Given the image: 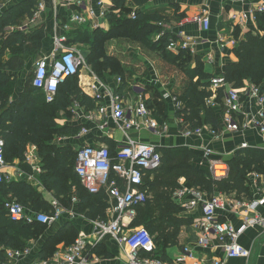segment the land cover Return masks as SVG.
<instances>
[{
  "label": "trees",
  "instance_id": "obj_1",
  "mask_svg": "<svg viewBox=\"0 0 264 264\" xmlns=\"http://www.w3.org/2000/svg\"><path fill=\"white\" fill-rule=\"evenodd\" d=\"M38 1L21 0L6 9L0 17V136L5 140V157L9 163H14L18 158L23 161L28 144L36 143L44 159V169L47 170L44 177L55 189V194L68 195V191L76 186L81 198V211L90 219H107V195L104 192L90 193L82 186L75 171L78 152L74 153L69 147L61 148L52 144L58 134L75 135L79 131L78 127L57 125L56 118L61 110L70 114L68 108L74 100L87 108L95 107L94 98L81 88L78 75L59 85L52 102L46 101L43 90L33 86L32 77L25 90L18 97H14L18 72L24 67L26 57L40 54L44 31L37 28L27 33L15 29L6 34V27H18L21 16L32 18ZM111 1L112 6L106 15L109 29L92 30L89 26L78 27L69 34V41H78L89 46L88 62L93 70L101 77H104L106 71L119 75L124 85L127 84V77L136 76V70L125 65L123 56L110 52V40L132 38L145 43L149 52L157 54L170 65V69L176 68L181 73L179 88L173 92L180 103L176 115L189 122L192 129L209 125L221 130L223 109L207 104V99L213 95V76L204 70L203 56L198 54L194 58L196 67L193 68V56L188 50L181 49L177 55L168 50L170 38L175 35L159 25V22H167L168 18L160 11L141 9L151 0ZM134 10L137 13L135 19L131 16ZM257 23L264 31V13L258 15ZM162 30H165L164 33L159 40H155L154 36ZM237 30L236 36L239 35ZM147 38L152 40L146 42ZM7 51L10 52L9 58H6ZM234 51L237 61L228 63L222 74L226 82L235 88H241L246 80H251L263 86L264 91V37L248 32ZM145 71L144 76H147ZM148 91L149 87L146 86L147 94ZM160 95L162 94L158 89L154 96L146 98V104L155 116L165 117L170 108L167 100L159 101ZM223 95V89H219L217 102H221ZM110 149L115 152L114 148ZM159 151L162 154L160 166L146 172L141 186L150 198L138 207L137 216L132 223V226L137 227L148 225V228H145L154 237V243L161 246V249L159 246L156 251L144 252L146 256L157 257L158 254L165 253L167 247L178 245L183 227L193 223V218L183 214L185 208L174 199V193L182 186V179H185L189 186L198 188L207 195L226 193L235 195L237 199L252 200L250 175L254 172H264V148H244L229 156L226 161L231 172L223 179H215L208 171L196 166L195 161L199 158V153L190 148L160 147ZM12 197H16L28 210H50V204L25 180L0 181V259L4 261L7 259V249L25 248L30 240L38 238L47 227L38 222L29 224L12 221L5 208L6 201L16 199ZM77 236L78 230L74 225H63L58 232L47 238L40 258L53 256L60 244L66 245L63 247L72 245Z\"/></svg>",
  "mask_w": 264,
  "mask_h": 264
},
{
  "label": "built area",
  "instance_id": "obj_2",
  "mask_svg": "<svg viewBox=\"0 0 264 264\" xmlns=\"http://www.w3.org/2000/svg\"><path fill=\"white\" fill-rule=\"evenodd\" d=\"M60 1L62 5L74 8V11L63 24L64 33L55 36L54 50L49 56L36 59L32 71V84L43 90L47 102L55 100L61 83L72 76L79 75L81 70L86 68V55L69 42L67 31L71 29V25L87 24L93 29L103 28L105 25L103 20L107 19V12L112 6V2L109 5L106 0H96L94 6L89 5L92 0ZM2 5L0 1V9ZM44 9L45 4L41 0L34 10V17L39 16ZM261 13H264V4L255 10L243 12L240 20L243 23L247 20L256 23ZM131 16L133 19L136 18L135 10ZM193 19L202 29L210 28L211 21L206 10L194 15ZM159 25L164 28L167 26L165 22H159ZM179 42L183 48L191 47L189 36L177 34L170 38L169 48H176ZM231 42L234 45L237 44L235 39ZM209 59H212L211 55ZM118 82L123 83L121 77L118 78ZM219 89H223L224 92L221 102L216 100ZM129 90L136 95L132 104L126 103L120 92L107 88L109 104L101 105L97 113L100 129L106 128L109 114H111L115 123L127 133L128 140L114 153L108 146L82 145L78 150L75 171L83 187L90 193L97 194L105 190L109 195V216L107 219L94 221V242H99L104 236L111 235L127 247L128 264H165L157 257L143 255L144 251L154 250V237L143 226L132 227L138 207L144 205L150 198V195L141 187L144 183V176L148 170H155L160 166L162 154L156 145L136 141L128 135V132L132 129L146 128L159 133L166 131L169 124L167 122L161 124L147 106L145 84L132 82ZM211 90L213 95L207 99V104L223 109L222 129L217 130L209 125L192 129L190 126L186 130L187 135H201L207 130L213 137L219 138L224 132H243L250 128L258 129L264 135V91L260 86L250 83L241 88H235L226 82L223 75H219L211 79ZM98 97H101V94ZM165 97L171 98L176 103V108L180 106L173 94H166ZM252 102H255L258 109L255 113L248 109ZM82 132H87V129L83 128ZM244 148H249L248 143L241 144L240 149ZM202 153L208 160L213 178L223 179L230 175L231 168L228 162L215 157L211 148H202ZM8 165L5 157V140L0 136V181L9 180L6 171ZM252 177L257 188H264V172H254ZM119 179L124 186L119 184ZM174 196L175 200L186 209L196 207L202 209V217L196 221L200 232L198 247L203 250L211 248V237L214 235L223 248L225 258H249L251 256V250L240 244L239 238L249 227L259 225L264 229V216L258 211L262 203L260 199L241 200L226 193L207 195L202 190L193 187H182ZM54 206V210L44 212L28 210L17 199L8 200L5 203L8 216L12 221L29 224L38 222L43 225L52 224L64 213L57 202H54ZM231 209H235L238 213L244 210L245 215L240 227H236L230 221L219 219L220 210ZM88 242L90 241H87L85 237H79L65 250L57 251L53 256L39 260L36 264H88L89 256L85 253ZM181 252L182 257L178 262L190 258L193 264H225V258H209L204 254L197 256L190 246L183 247ZM29 253L30 246L23 249H7L6 258L9 261L18 260Z\"/></svg>",
  "mask_w": 264,
  "mask_h": 264
},
{
  "label": "crops",
  "instance_id": "obj_3",
  "mask_svg": "<svg viewBox=\"0 0 264 264\" xmlns=\"http://www.w3.org/2000/svg\"><path fill=\"white\" fill-rule=\"evenodd\" d=\"M0 1L3 4L0 9V17L4 15L6 9L20 2H16V0H7V2L4 0ZM40 1L41 0H39L38 3ZM42 1L45 4V9L37 17H28V19L32 20V24H30V26L20 28L10 25L6 27V34L13 32L15 29L26 31L27 33L33 32L37 28L43 29L44 38L42 40L43 42L40 54L37 56L30 55L26 57V60L30 61V59L32 60L34 56L31 61L32 71L34 70V63L36 59L42 56H49L54 50L55 36L64 33V30L62 29L63 24L66 23V21L70 18L71 13L74 11V8L62 5L60 0ZM95 2L96 0H92L89 5L92 4L94 6ZM106 2L110 5L112 1L106 0ZM263 4L264 0H151L148 5L141 9L150 12L160 11L166 18H168L166 19L167 22H165L167 25L165 27L166 29L170 30L173 35L181 34L182 36L190 37L191 47L183 48L180 46L179 42L174 49L169 48L168 45L169 51L177 55L182 51L181 49L188 50L193 56L191 64L193 68L196 67V61L194 58L198 54H201L203 56L202 60L204 62V70L207 73L212 74L213 77H216L223 74L224 68L228 63L237 61V56L234 50L248 32L264 37V31L259 27L257 22L254 23L251 20H247L243 23L240 20V15L243 12L253 9L255 10ZM202 10L207 11L211 21V25L208 30L202 29L201 26L193 19V16ZM236 16L237 18H235ZM103 23L105 24L103 28L109 29V21L104 19ZM88 26L89 25L87 24H72L71 29L67 31V35L69 36L70 32L78 27ZM91 29L93 30V28ZM236 30L239 31L238 36L235 34ZM164 31L165 30H162L160 33L156 34L154 36L155 40H159ZM232 39L237 40V44L234 45L231 42ZM69 42L82 50L86 55L87 64L86 68L81 70V73L78 75L79 84L86 94L94 98L95 107L87 108V106H84L74 100L68 108L70 114H68L67 111L61 110L56 118L57 125L63 127H78L79 131L75 135L58 134L52 144L61 148L69 147L74 153L78 152L79 148L84 144H92L95 146L104 145L116 150L128 140V136L125 130L116 124L113 118H111V114H109L107 121L108 125L106 128L103 130L99 128V119L97 118L98 109L101 105L109 104L106 89L109 88L110 90L120 92L126 103L132 104L136 95L129 90V85L135 81L146 85V82L150 81V79L147 80L145 77H140L139 75L132 78L127 77V84L124 85V83L118 82V78L120 77L119 75H112L109 71H106L104 77H101L93 70L92 66L88 62L89 46L78 41ZM210 55L212 56V59H209ZM9 57L10 52L7 51L6 58ZM157 57L159 65L153 69L151 68L152 70H150V73L152 75V80L156 83L157 88L162 94L159 96V101L167 100L170 109L165 117H163L164 115L155 116V113H153L161 124L167 122L169 127L166 131H160L159 133L152 132L146 128L141 130L132 129L128 132V135L131 138L143 143L154 144L156 145L158 151L160 147L182 146L190 148L199 153V158L195 161V165L208 171L210 175L211 173L208 160L203 155L202 148H211L214 151V156L222 159L224 156H231L238 152L242 143H248L249 148H264V135L255 128H250L243 132L236 133L224 132L219 138L213 137L207 130L203 131L201 135H187L186 130L191 126L190 123L185 121L183 117L176 115V103L171 98L165 97L166 94L171 95L179 88L177 83H179V74L181 73L176 68L170 69V65H168L158 55ZM167 78L168 80L170 79L169 86L171 83H174L177 87H172L173 89L171 90H173V92H170L171 90L168 89ZM250 83L253 82L251 80L245 81V85ZM258 86H260L263 90V86ZM23 89L24 88H21L20 91L15 92L14 97H18ZM100 94L101 97H98ZM146 97L149 98V94H147ZM171 103L174 104V107H172L173 105ZM250 105L251 107L248 106L249 111L255 113L258 110L255 106V102H252V104L250 103ZM161 117L166 119H162ZM83 128L87 129V132L83 133ZM76 161L77 159L75 160V166ZM8 164L9 165L6 171L9 180L7 181L25 180L34 188V190H36L42 199L50 204L49 211H39L50 212L55 209L54 202H57V204L64 210V213L57 221L50 225H46L47 234L45 236L34 238L29 241L27 246H30V253L27 256L12 261L7 259L4 261L0 259V264L38 263L39 260H42V258H40V253L47 238L54 235L63 225L68 223L74 225L78 230L76 240L79 237H85L87 241H90L85 249V253H88L89 256L88 264H128V249L123 242L117 240L111 235H106L99 242H94V221L99 218L90 219L81 211V198L77 193L76 186H73L71 189L70 187L67 188L68 190L70 189L68 191V195L57 196L55 194V189L47 183L46 178L44 177L47 170L44 169V159L40 154V149L36 143L30 142L28 144L25 159L23 161L18 158L15 159L14 163L8 162ZM252 174L250 175L251 192L253 199L261 200L262 203L258 207V211L262 216H264V188H257ZM185 182V179L181 180V188L191 187ZM69 184L71 186V182ZM119 184H123L120 179ZM102 192L107 195L109 204V195L105 190ZM230 196L235 198V195L233 194ZM31 210L38 211L36 209ZM106 214L108 217V210ZM183 214L192 217L193 223L183 227L179 236L178 245L167 247L165 253L162 252L161 254H158L157 258L164 261L165 264H193V261L190 258H186L185 260L178 262V260L182 257V248L190 246L194 249L197 256H202V254H204L209 258L221 257L224 259L225 255L222 251L223 248L219 240L214 235L211 237V248L203 250L197 246L200 232L196 225V221L202 217V209L200 207L192 209L185 208V212ZM244 215V210L240 213L236 212L235 209L220 210L218 212L220 220L230 221L236 227H240L242 225ZM239 242L244 247L251 250V256L249 258H225V264H264L263 227L259 225L249 227L240 236ZM63 246L66 245L60 244L57 251L65 250L68 247Z\"/></svg>",
  "mask_w": 264,
  "mask_h": 264
},
{
  "label": "rangeland",
  "instance_id": "obj_4",
  "mask_svg": "<svg viewBox=\"0 0 264 264\" xmlns=\"http://www.w3.org/2000/svg\"><path fill=\"white\" fill-rule=\"evenodd\" d=\"M5 2H7V0H4ZM21 1V0H16V2ZM36 10V8L34 9ZM33 10V13H34ZM20 18V22H19V26L20 28H23L25 26H30V24H32V20L28 19L27 15L21 16ZM152 39H146V42H150ZM109 49L110 52H117L118 55L123 56L126 60L125 65L127 67L133 68L134 70H136L137 75H139L140 77H145V79L149 80L148 82H146V86L149 87V91L148 94L149 96H154L157 92L158 89L156 87V83L152 80V75H151V71L153 68L158 67V57L155 53L149 52V48L145 46V43L136 41L135 39L132 38H121V39H112L110 40L109 43ZM9 54V53H8ZM34 58V56H33ZM32 58V60H33ZM26 60V63L24 64V67L18 72L17 78H16V83H15V92H18L21 90V88H24L23 90H25V87L28 83V81L30 80V78L33 76L32 73V65H31V61ZM129 65V66H128ZM146 68V71H145ZM150 68V69H149ZM152 68V69H151ZM144 71L145 73L147 72L148 75L144 76ZM166 80V79H165ZM170 80V79H169ZM167 78V83H168V89H173V88H177L176 85L173 83L170 84V81ZM178 85L180 84L177 83ZM174 86V87H173ZM173 87V88H172ZM170 92H173V90H171ZM172 104V103H171ZM174 107V104H172ZM229 156H224L223 159L226 160ZM144 227L148 228V225H143ZM47 234V227L46 229H44L38 236H45ZM160 245L155 244V248L154 251H156L157 249H159ZM161 249V246H160Z\"/></svg>",
  "mask_w": 264,
  "mask_h": 264
}]
</instances>
